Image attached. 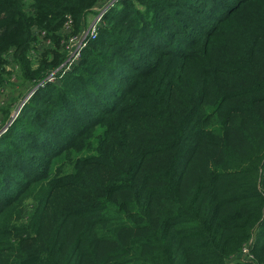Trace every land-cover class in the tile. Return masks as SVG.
I'll use <instances>...</instances> for the list:
<instances>
[{
  "label": "trees",
  "instance_id": "trees-1",
  "mask_svg": "<svg viewBox=\"0 0 264 264\" xmlns=\"http://www.w3.org/2000/svg\"><path fill=\"white\" fill-rule=\"evenodd\" d=\"M111 1L0 0L6 124ZM0 264H264V0L112 8L0 137Z\"/></svg>",
  "mask_w": 264,
  "mask_h": 264
},
{
  "label": "built area",
  "instance_id": "built-area-1",
  "mask_svg": "<svg viewBox=\"0 0 264 264\" xmlns=\"http://www.w3.org/2000/svg\"><path fill=\"white\" fill-rule=\"evenodd\" d=\"M121 1H123V0H113L99 12V14L97 15V16H99L98 17V21L93 23V24H91L89 26V28L86 30V32L83 34V36H81L79 39H77L76 42L74 43V50L71 52V54H70L68 60L66 61L64 67L61 70H58V72H55V73L49 75L46 78V80L41 85H45L48 82H54L57 79L58 76L62 77V76H64L65 73H67V72L72 70L73 65L80 58L84 48L88 45V43L91 40H95L97 38L99 26H100V23L103 21V19L105 17L104 15L106 13H108L109 10H111L115 5H117ZM35 90H37V89L33 88V93H32L33 95L35 93ZM25 100H27V98ZM20 108L21 107H19L17 109L16 113L20 110ZM16 113H15V115H16ZM245 252H246V250H245Z\"/></svg>",
  "mask_w": 264,
  "mask_h": 264
},
{
  "label": "rangeland",
  "instance_id": "rangeland-1",
  "mask_svg": "<svg viewBox=\"0 0 264 264\" xmlns=\"http://www.w3.org/2000/svg\"><path fill=\"white\" fill-rule=\"evenodd\" d=\"M122 2V1H121ZM120 3V2H119ZM116 6V5H115ZM114 6V7H115ZM113 7V8H114ZM107 15V13L104 15V16H106ZM98 17L99 16H90L89 17V24L91 25V24H93V23H95V22H97L98 21ZM105 18V17H104ZM91 22V23H90ZM103 23V21L100 23V26H101V24ZM51 43V41H47L46 40V37L45 36H43V35H40V37H39V41L37 42V44H36V46L38 47V50H37V52H39V51H42L43 49H44V47L47 45V44H50ZM79 57V56H78ZM11 70V68L10 69H8V71H10ZM17 84H18V82H17V80L14 82V83H12V87H13V85L15 86V89L14 90H12V91H10L9 92V95L7 94V96L5 97V99H3V102L0 104V137L1 136H3L4 134H5V132L9 129V127L14 123V120L21 114V111H22V109H23V107L28 103V101H29V99H31L32 98V96H33V89L32 90H30L29 91V93H28V95H27V100H25V101H23L22 103H21V105H20V110L16 113V115L14 116V118L10 121V122H8L7 124L5 123V113H3V111L1 112V109L2 108H4L3 110H7V107H6V104H7V102L10 100V99H14V98H16V96L19 94V93H17V89L18 90H20V87H18V86H20L21 84H19L18 86H17ZM44 85H40V86H38L36 89L37 90H35V93H36V91H38V89L39 88H41V87H43ZM10 90H11V87H10ZM34 93V94H35ZM15 186H16V184H15ZM34 212V207L31 205V203H28L27 205H26V210H25V217H27L28 215H31L32 213Z\"/></svg>",
  "mask_w": 264,
  "mask_h": 264
},
{
  "label": "clouds",
  "instance_id": "clouds-1",
  "mask_svg": "<svg viewBox=\"0 0 264 264\" xmlns=\"http://www.w3.org/2000/svg\"><path fill=\"white\" fill-rule=\"evenodd\" d=\"M110 11V10H109Z\"/></svg>",
  "mask_w": 264,
  "mask_h": 264
}]
</instances>
